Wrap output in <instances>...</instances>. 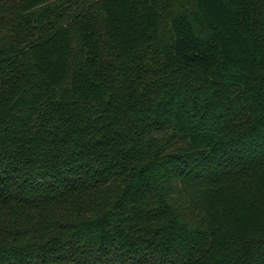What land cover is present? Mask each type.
<instances>
[{
  "label": "trees",
  "instance_id": "trees-1",
  "mask_svg": "<svg viewBox=\"0 0 264 264\" xmlns=\"http://www.w3.org/2000/svg\"><path fill=\"white\" fill-rule=\"evenodd\" d=\"M0 264H264V0H0Z\"/></svg>",
  "mask_w": 264,
  "mask_h": 264
},
{
  "label": "rangeland",
  "instance_id": "rangeland-1",
  "mask_svg": "<svg viewBox=\"0 0 264 264\" xmlns=\"http://www.w3.org/2000/svg\"><path fill=\"white\" fill-rule=\"evenodd\" d=\"M90 1V0H89ZM184 5H187V7H191L192 5V0H180ZM162 18H163V21H162V32H161V36L162 38H166V19H168V15L165 14V13H162Z\"/></svg>",
  "mask_w": 264,
  "mask_h": 264
}]
</instances>
